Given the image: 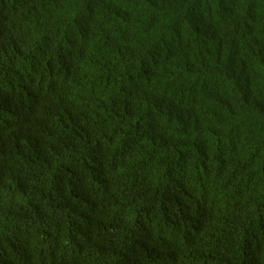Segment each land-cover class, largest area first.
I'll use <instances>...</instances> for the list:
<instances>
[{"label": "trees", "instance_id": "1", "mask_svg": "<svg viewBox=\"0 0 264 264\" xmlns=\"http://www.w3.org/2000/svg\"><path fill=\"white\" fill-rule=\"evenodd\" d=\"M0 264H264V0H0Z\"/></svg>", "mask_w": 264, "mask_h": 264}]
</instances>
